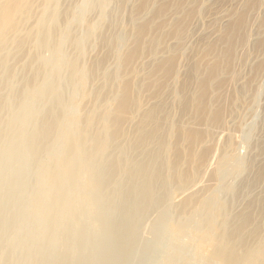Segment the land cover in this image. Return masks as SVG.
<instances>
[{
  "label": "rangeland",
  "instance_id": "rangeland-1",
  "mask_svg": "<svg viewBox=\"0 0 264 264\" xmlns=\"http://www.w3.org/2000/svg\"><path fill=\"white\" fill-rule=\"evenodd\" d=\"M37 1L31 18L13 26L0 42V126L4 129H0V264H201L190 247V232L202 231L204 222L202 226L195 218L199 209L192 207L196 197L191 194L206 183L210 170L199 184L175 191V173L167 157L157 156L160 148L134 133L150 104L139 113L125 115L124 122L116 110L105 108L118 85L113 79V39L130 33L137 0ZM220 4L206 0L205 8L196 13L195 19L201 18L194 19L192 35L183 42L179 56L185 65L182 76L194 56L203 53L200 35L206 23L215 19L212 13L224 7ZM226 4L231 8L236 3ZM144 17L138 21L145 22L150 15ZM133 41L132 35L127 36V50ZM243 54L244 50H237L236 64L246 77L249 69L242 64ZM130 67L122 81L134 84L154 68L147 58ZM142 82L145 88L150 85L146 78ZM257 83L256 113L241 108L235 121L228 123L236 139L248 138V143L243 140L248 145L235 143L240 144L237 152L242 157L246 153L247 159L253 158V167L264 163L259 150L264 148V74ZM162 99L171 100L168 95ZM117 105L118 99L113 108ZM17 112L22 118L12 125ZM105 118L115 128L113 134L103 133ZM158 124L164 126L160 136L165 138L168 123ZM250 125L255 126L253 131ZM19 132L25 137L22 142L16 141L22 136ZM105 136L110 139L100 150ZM218 139L215 150L224 143V138ZM252 176L253 171H244L234 180V195L240 197L228 207L229 218L251 203L263 202L264 181L255 185ZM144 183L150 192L148 201L147 191L140 187Z\"/></svg>",
  "mask_w": 264,
  "mask_h": 264
},
{
  "label": "bare ground",
  "instance_id": "bare-ground-1",
  "mask_svg": "<svg viewBox=\"0 0 264 264\" xmlns=\"http://www.w3.org/2000/svg\"><path fill=\"white\" fill-rule=\"evenodd\" d=\"M40 1L48 3V0ZM34 2L35 0H0V42L13 26L27 22L31 18ZM219 2L220 6L224 7L212 13L215 19H210V23H206L200 35L203 53L194 56L182 76V68L185 65L179 62V56L182 57L183 54L181 53L183 42L191 37L190 27L195 20L199 21L201 18L195 19L196 13H200L205 8L206 0H137L134 6L135 15L129 20L130 33L120 34L113 39L116 63L113 79L118 85L105 108L116 110V113L121 115L118 120L122 121L128 120L125 115L139 113L144 105L150 104L144 120L135 124L134 133L140 136L143 142H154L160 148L157 156L167 157V162L171 163L175 173L173 178L175 191L199 184L198 180L210 170L206 183L191 194L196 197L192 207L194 210L199 209L195 218L200 220V224L204 222L203 230L207 229L202 232L199 228L198 231L194 229L192 233L190 232L192 234L190 239L193 242L190 247H193L200 262L264 264V200L261 205L249 204L241 214L233 219L229 218L231 203L240 197L238 194L239 197L234 195V180L244 171H253L251 181L255 185L263 182L264 163L260 166L255 164L256 166L253 167V158L247 159L249 156L246 157L247 154L244 155L242 150L241 153L245 157L237 152V147L240 145L237 143L240 141L239 143L243 142L241 146L248 145V138L243 139L247 143L242 139H236L228 125L231 119L235 121L237 115H234L241 108L248 109L251 114L256 113L255 102L260 90L257 79L264 74V0H218V4ZM230 2L236 4L226 8L224 4L229 6ZM45 6L41 8L42 15L46 14ZM148 15L150 17L145 22L138 21ZM38 17L41 20L40 16ZM130 35L134 37L131 44L133 47L127 50L125 44L127 36L129 38ZM169 41H172V44H169ZM238 49L246 52L241 61L242 64L248 65V78L239 73L240 68L236 64ZM146 58L154 66L151 74L149 72L137 84L122 81L123 73L127 68ZM104 66L103 63L102 67ZM145 78L150 83L146 88L142 82ZM168 85H171L170 88L164 92V87ZM163 95H168L170 102L164 101ZM145 98L147 99L143 104ZM116 99L119 105L113 108ZM225 114H228V121L225 119ZM18 115L21 114L17 112V115H13L11 124L18 119ZM158 121L168 123L165 138L160 136L164 126L159 125ZM110 123L108 118H105L104 134H107L108 130L113 134L115 128H112ZM114 124L117 123L114 121ZM2 127L0 126V129L4 130ZM19 136H16L19 138L17 142L25 140L22 133ZM220 137L224 138V143L215 150V142ZM109 139L110 137L107 136L101 139L100 150L107 146ZM198 148L202 151L199 152ZM259 150L264 155V148ZM91 170L94 175L95 170L93 168ZM129 174H134V171ZM140 187L147 191L146 201H148L150 196L148 186L144 183ZM34 194L37 196L36 193ZM222 196H226L229 200L222 201L220 199ZM5 201L4 204L7 205L9 202L5 203ZM129 213L128 215L133 217L132 211ZM256 217L259 218L256 220ZM255 222L257 226L255 225V229L252 230L251 227ZM206 223H209L210 227ZM202 226L199 227L203 228Z\"/></svg>",
  "mask_w": 264,
  "mask_h": 264
}]
</instances>
